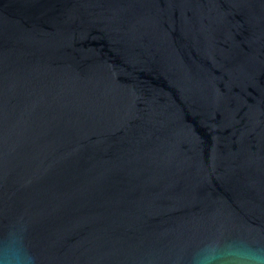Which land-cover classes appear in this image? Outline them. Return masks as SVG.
<instances>
[{"label": "water", "instance_id": "95a60500", "mask_svg": "<svg viewBox=\"0 0 264 264\" xmlns=\"http://www.w3.org/2000/svg\"><path fill=\"white\" fill-rule=\"evenodd\" d=\"M249 247L264 0H0V264Z\"/></svg>", "mask_w": 264, "mask_h": 264}, {"label": "clouds", "instance_id": "9594fccd", "mask_svg": "<svg viewBox=\"0 0 264 264\" xmlns=\"http://www.w3.org/2000/svg\"><path fill=\"white\" fill-rule=\"evenodd\" d=\"M31 260V258H29ZM197 264H264V254L255 247L247 250H233L227 255H198L195 257Z\"/></svg>", "mask_w": 264, "mask_h": 264}]
</instances>
